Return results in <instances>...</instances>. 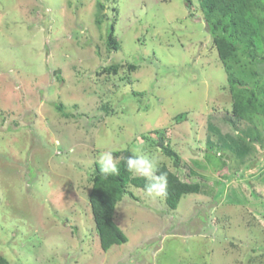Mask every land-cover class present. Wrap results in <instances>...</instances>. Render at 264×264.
Listing matches in <instances>:
<instances>
[{
  "label": "rangeland",
  "instance_id": "374dc122",
  "mask_svg": "<svg viewBox=\"0 0 264 264\" xmlns=\"http://www.w3.org/2000/svg\"><path fill=\"white\" fill-rule=\"evenodd\" d=\"M248 15L256 57L239 48L228 69L197 0H0L8 264H264V116L232 114L228 82L230 71L249 88L264 83V11ZM122 146L200 189L170 208L129 184L113 214L127 241L103 250L91 176Z\"/></svg>",
  "mask_w": 264,
  "mask_h": 264
},
{
  "label": "trees",
  "instance_id": "16d2710c",
  "mask_svg": "<svg viewBox=\"0 0 264 264\" xmlns=\"http://www.w3.org/2000/svg\"><path fill=\"white\" fill-rule=\"evenodd\" d=\"M199 9L203 15L206 28L211 34L212 44L215 47L219 58L229 69L226 60L232 58L238 61V49H244L251 58H255V39L257 29L251 22L248 15L255 14V9L264 11V0H197ZM191 0H187L190 5ZM258 28L264 31V17H259ZM113 26L107 34V44L117 49L118 40L113 35ZM117 64L103 67L102 71L116 72ZM132 67V66H131ZM228 82L231 90L232 114L239 118L253 121L252 116L261 113L264 116V83L257 87H250L232 72L228 71ZM240 85L248 89V94L236 91L234 88ZM130 149L114 151V155L121 157L119 175H109L105 177L96 162L91 176V189L88 195L89 204L100 246L103 250L109 249L114 244H122L127 241L125 233L116 225L113 220L114 208L118 200L124 194L132 193L128 190V185L145 188L147 181L144 178L134 175L127 169V158L134 155ZM166 154L171 157L177 155L166 150ZM175 165H178L177 158ZM159 172L168 174V189L164 196L166 204L170 208H176L179 199L185 193L198 192L199 183L197 181H187L182 178L166 164H160ZM159 172L157 174H159ZM0 264H8V261L0 256Z\"/></svg>",
  "mask_w": 264,
  "mask_h": 264
},
{
  "label": "clouds",
  "instance_id": "9594fccd",
  "mask_svg": "<svg viewBox=\"0 0 264 264\" xmlns=\"http://www.w3.org/2000/svg\"><path fill=\"white\" fill-rule=\"evenodd\" d=\"M123 150V146L122 149ZM121 157L113 155V150L104 151L100 154L97 163L100 172L105 176L119 175V163ZM127 169L136 176L144 178L147 181L144 188L145 196L155 200L158 197H164L168 189V174L159 172L158 159L139 149L135 154L127 158ZM159 172V174H157Z\"/></svg>",
  "mask_w": 264,
  "mask_h": 264
}]
</instances>
